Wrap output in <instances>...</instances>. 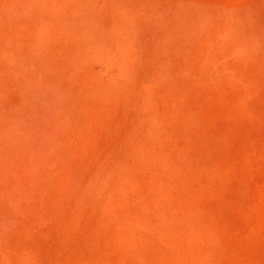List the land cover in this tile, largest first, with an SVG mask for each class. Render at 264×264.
I'll list each match as a JSON object with an SVG mask.
<instances>
[{
    "label": "rangeland",
    "instance_id": "rangeland-1",
    "mask_svg": "<svg viewBox=\"0 0 264 264\" xmlns=\"http://www.w3.org/2000/svg\"><path fill=\"white\" fill-rule=\"evenodd\" d=\"M0 264H264V0H0Z\"/></svg>",
    "mask_w": 264,
    "mask_h": 264
}]
</instances>
